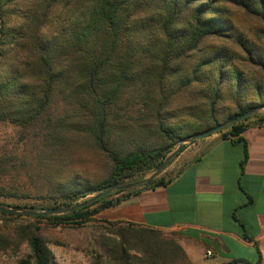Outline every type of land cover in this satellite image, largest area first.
<instances>
[{
	"label": "trees",
	"instance_id": "obj_1",
	"mask_svg": "<svg viewBox=\"0 0 264 264\" xmlns=\"http://www.w3.org/2000/svg\"><path fill=\"white\" fill-rule=\"evenodd\" d=\"M261 106L264 0H0V124L12 128L0 139V196L32 168L43 196L72 208L38 218L85 223L132 192L99 195L112 184L158 168L183 137ZM180 115L190 121L173 122ZM263 124L255 110L219 134L237 143ZM76 138L110 161L101 180L65 173ZM102 222L116 237L106 264H190L172 233ZM13 231H0V251L25 243V263L53 264L37 226Z\"/></svg>",
	"mask_w": 264,
	"mask_h": 264
},
{
	"label": "crops",
	"instance_id": "obj_2",
	"mask_svg": "<svg viewBox=\"0 0 264 264\" xmlns=\"http://www.w3.org/2000/svg\"><path fill=\"white\" fill-rule=\"evenodd\" d=\"M240 137L196 140L170 163L165 184L135 185L95 217L174 233L194 264H264V124Z\"/></svg>",
	"mask_w": 264,
	"mask_h": 264
},
{
	"label": "rangeland",
	"instance_id": "obj_3",
	"mask_svg": "<svg viewBox=\"0 0 264 264\" xmlns=\"http://www.w3.org/2000/svg\"><path fill=\"white\" fill-rule=\"evenodd\" d=\"M253 100H257L253 98ZM257 112H264V106L256 110ZM187 111L186 113H189ZM190 121L187 116H178L174 118L176 124H186ZM199 131V130H198ZM196 131V132H198ZM195 132V133H196ZM189 134L179 140L166 155L173 153V158L168 164L154 168L149 172L138 175L133 180H125L121 184H132L131 187L122 190L121 194L132 190L135 185H142L148 177L155 173V178H169L172 174L170 163L190 144L200 139L187 140L191 135ZM12 135V128L7 124H0V139L10 138ZM193 141V142H192ZM183 149L180 151V147ZM170 158V159H171ZM169 159V160H170ZM163 161V159H162ZM66 174L74 180L96 182L104 178L111 168V163L104 156V154L93 148L83 138H76L71 142L69 151L64 155L63 159ZM32 168L27 172H22L21 176H17V184L20 186L14 187L6 186L8 190L7 196H0V204L6 206H18L24 210H29L34 207H56L54 202L49 198L43 196L47 193L44 181L35 175ZM116 190V191H118ZM113 191L112 193H115ZM48 194V193H47ZM96 193L89 194L84 198L79 199V202L89 199ZM119 194V195H121ZM113 194V197L119 196ZM9 219H2L0 221V231L10 236H14V229L19 225L32 224L39 228L41 236L46 241L47 247L50 250L53 264H106L109 257V250L111 249V241L116 239L111 227L96 217L86 221L83 224H68L56 223L54 220L45 218H38L37 216L49 215H63L68 212L48 215H27L15 212ZM20 215V217H15ZM174 238L177 240L174 233ZM178 241V240H177ZM179 243V242H178ZM180 244V243H179ZM181 246V245H180ZM182 247V246H181ZM185 252V251H184ZM28 249L25 243H21L19 248L15 251L6 250L0 251V264H28L23 260H27ZM186 259L190 264H194L188 255L185 253Z\"/></svg>",
	"mask_w": 264,
	"mask_h": 264
},
{
	"label": "water",
	"instance_id": "obj_4",
	"mask_svg": "<svg viewBox=\"0 0 264 264\" xmlns=\"http://www.w3.org/2000/svg\"><path fill=\"white\" fill-rule=\"evenodd\" d=\"M261 107H258L256 109H252L249 110L239 116H236L226 122H220L210 128H207L205 130H201L196 132L195 134L191 135L187 140H195L197 138H202L205 136H209L215 132H219L222 131L224 129H226L227 127L235 124L236 122L242 120L243 118H245L246 116L250 115L251 113H253L255 110L260 109ZM173 155V153H169L168 155H166L163 159V161L160 164V167L163 166ZM155 176V173L152 174L150 177H148L145 181V184H148L153 177ZM132 184H121V183H116V184H112L109 188L105 189L101 194L99 195H107L112 193L113 191H116L118 189H126L131 187ZM72 208H67L64 206H56V207H34L32 209L29 210H24L21 207L18 206H6V205H1L0 204V212H15V213H21V214H27V215H32V216H36V215H48V214H58V213H62V212H69Z\"/></svg>",
	"mask_w": 264,
	"mask_h": 264
},
{
	"label": "built area",
	"instance_id": "obj_5",
	"mask_svg": "<svg viewBox=\"0 0 264 264\" xmlns=\"http://www.w3.org/2000/svg\"><path fill=\"white\" fill-rule=\"evenodd\" d=\"M209 254H210V252H209V251H207V252H206V255H209Z\"/></svg>",
	"mask_w": 264,
	"mask_h": 264
}]
</instances>
